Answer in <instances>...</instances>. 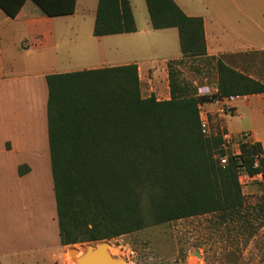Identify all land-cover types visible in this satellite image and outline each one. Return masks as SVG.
<instances>
[{
	"label": "trees",
	"instance_id": "trees-1",
	"mask_svg": "<svg viewBox=\"0 0 264 264\" xmlns=\"http://www.w3.org/2000/svg\"><path fill=\"white\" fill-rule=\"evenodd\" d=\"M25 1L0 0V7L15 17ZM33 1L50 16L75 11L76 0ZM146 2L154 28L178 27L184 58L207 56L202 17L186 15L174 0ZM136 30L130 0L99 1L95 35ZM181 61L169 63V100L142 97L136 64L48 76L49 140L63 244L76 242L70 235L77 224L93 226L90 240L140 227L139 187L146 181L158 191L153 200L160 222L216 213L218 224L237 217L254 232V220L264 216V191L246 195L240 171H264V161L255 166L253 157L261 144L241 143V153L222 167L213 152L222 137L203 134L200 105L233 94L264 93V83L219 57V92L197 96L180 79L175 65Z\"/></svg>",
	"mask_w": 264,
	"mask_h": 264
},
{
	"label": "crops",
	"instance_id": "crops-1",
	"mask_svg": "<svg viewBox=\"0 0 264 264\" xmlns=\"http://www.w3.org/2000/svg\"><path fill=\"white\" fill-rule=\"evenodd\" d=\"M100 0H76L72 14L50 16L26 0L11 17L0 7V264H55L61 242L49 140L48 76L136 64L141 95L169 100V63L181 61L178 27H153L146 0H130L137 30L95 35ZM202 17L207 56L264 52V0H174ZM203 103L213 123L233 137L251 132L264 146V93ZM247 115L249 128H229Z\"/></svg>",
	"mask_w": 264,
	"mask_h": 264
},
{
	"label": "rangeland",
	"instance_id": "rangeland-1",
	"mask_svg": "<svg viewBox=\"0 0 264 264\" xmlns=\"http://www.w3.org/2000/svg\"><path fill=\"white\" fill-rule=\"evenodd\" d=\"M219 57L232 68L264 83L263 51L223 54ZM175 67L180 72V79L189 85L196 95V84L218 87L219 70L216 57L189 56ZM250 118L247 115L242 118H229V128L247 130ZM213 127L218 134L212 137H222L219 146L213 149L215 157L218 159L222 155H227L229 159L231 155H235L233 153L236 146L229 145L228 149L223 148V134L227 130L217 123H213ZM247 140L255 141L251 132L244 131L240 134L237 146L240 153L241 143L248 144L245 142ZM261 146L264 147L262 144ZM246 173V170L240 171L243 192L248 196L261 195L264 183L248 179ZM139 191L140 211L137 217L140 219V227L113 235L109 239L90 240L93 229L91 224L88 227L82 224L72 226L70 236L76 242L64 244L55 254V264L74 263L72 261L74 257L69 253L70 248L82 252L88 245L98 246L103 241L108 242V250L111 248L113 253L110 251L109 253L112 256L124 260L123 264H264V216L254 220L253 233L243 227L237 217L227 219L223 225L218 224L216 213L160 222L157 220V206L153 200L156 192L158 193L157 189L150 181H146L140 184ZM121 245L126 246V251ZM196 250L200 255L194 253ZM129 251H134V255L128 257Z\"/></svg>",
	"mask_w": 264,
	"mask_h": 264
},
{
	"label": "built area",
	"instance_id": "built-area-1",
	"mask_svg": "<svg viewBox=\"0 0 264 264\" xmlns=\"http://www.w3.org/2000/svg\"><path fill=\"white\" fill-rule=\"evenodd\" d=\"M196 90H197V95L198 96H205V95H215L219 92L218 87H212L207 84L199 85L196 84ZM244 95L240 94H233L229 96H225L221 98V101L223 103L221 111L226 114V115H234L236 113V109L234 107V102L240 100ZM200 118H201V128L202 132L206 137H212L217 135L218 133H215L214 127H213V121L209 115L208 112L205 111L203 108V104L200 105ZM233 137L229 132H225L223 134V143L222 147L225 149L229 148V145H232ZM248 142V144L252 146H257L258 142L255 141H245ZM240 153V152H239ZM238 153V154H239ZM237 154V153H233ZM254 161H255V166H260L261 162L264 160V147H257V150L254 153ZM219 164L222 167H225L229 163V159L227 155H222L221 157H218ZM248 179L255 181V182H262L264 183V171L262 170L261 172L255 174V175H250L249 173H246L245 175ZM241 178V176H240ZM241 182V181H240ZM121 247L126 251V246L121 245ZM134 255V251H129L127 253V256H132Z\"/></svg>",
	"mask_w": 264,
	"mask_h": 264
},
{
	"label": "water",
	"instance_id": "water-1",
	"mask_svg": "<svg viewBox=\"0 0 264 264\" xmlns=\"http://www.w3.org/2000/svg\"><path fill=\"white\" fill-rule=\"evenodd\" d=\"M107 246L108 242L105 241L99 243L98 246L88 245L80 257L77 256L79 250L76 248H70L69 253L74 257V261L77 264H123L124 260L112 256L107 251ZM194 253L200 255L198 250Z\"/></svg>",
	"mask_w": 264,
	"mask_h": 264
},
{
	"label": "bare ground",
	"instance_id": "bare-ground-1",
	"mask_svg": "<svg viewBox=\"0 0 264 264\" xmlns=\"http://www.w3.org/2000/svg\"><path fill=\"white\" fill-rule=\"evenodd\" d=\"M106 249H107L108 252L110 251L111 253H113L112 250H111V248L108 250V246H107ZM80 253H81V254H80ZM82 254H83V251L81 252V250H80V252H79V254H78L77 256L80 257ZM72 261H73L75 264H77L74 260H72Z\"/></svg>",
	"mask_w": 264,
	"mask_h": 264
}]
</instances>
